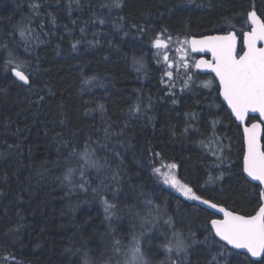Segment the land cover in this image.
<instances>
[{
    "label": "trees",
    "instance_id": "16d2710c",
    "mask_svg": "<svg viewBox=\"0 0 264 264\" xmlns=\"http://www.w3.org/2000/svg\"><path fill=\"white\" fill-rule=\"evenodd\" d=\"M252 9L264 20V0H0V264H126L133 245L143 264H264L209 228L201 201L252 215L261 188L185 43L241 40ZM164 163L198 202L154 174Z\"/></svg>",
    "mask_w": 264,
    "mask_h": 264
},
{
    "label": "snow or ice",
    "instance_id": "6c2138e0",
    "mask_svg": "<svg viewBox=\"0 0 264 264\" xmlns=\"http://www.w3.org/2000/svg\"><path fill=\"white\" fill-rule=\"evenodd\" d=\"M248 20L251 30L242 33L243 46L240 52L237 51V35L234 32L190 41L192 51L211 52V61L200 60L195 66L207 67L215 73L219 81L220 95L240 121H243L249 112H258L264 117V47H257L258 41H264V20L257 16L255 10L248 13ZM156 46L167 47L166 43L159 39L156 40ZM164 59L168 60L166 54ZM14 71L19 80L28 83V77L22 71ZM167 75L171 76V73ZM258 128V124H253L251 128L244 129L247 146L244 171L252 179L264 184V150L261 149ZM91 166L96 167V162L92 161ZM171 167L174 168L175 165ZM69 171L71 172V169ZM154 171L159 172V169ZM165 183L178 187L190 199H201L191 188L180 185L175 178H165ZM260 196L264 200V191ZM202 202L209 204L208 200ZM211 207L216 208L217 205L211 204ZM219 211L224 214V218L212 220L211 225L221 240L236 249H246L252 257L264 254V203L252 215L237 214L223 207L219 208ZM115 243L118 245L119 241ZM184 246L183 239L177 236L175 242L177 250H182ZM126 264H143V256L138 245L131 247Z\"/></svg>",
    "mask_w": 264,
    "mask_h": 264
},
{
    "label": "water",
    "instance_id": "95a60500",
    "mask_svg": "<svg viewBox=\"0 0 264 264\" xmlns=\"http://www.w3.org/2000/svg\"><path fill=\"white\" fill-rule=\"evenodd\" d=\"M254 10V9H252ZM250 10V11H252ZM249 11V12H250ZM256 11V10H255ZM248 12V13H249ZM257 12V11H256ZM257 16L258 13H257ZM260 17V16H259ZM261 18V17H260ZM262 19V18H261ZM263 20V19H262ZM247 21H248V24L250 26V21L248 20V14H247ZM251 28H249L248 31H250ZM230 32H233V31H229V32H226V33H213V34H209V35H205V36H191L188 38V46H189V50L191 52L192 55H194L196 57L195 59V62H194V68L195 70L201 74V75H211L217 85V88H218V97L220 99V101L222 102V104L225 106V108L227 109V111L229 112V114L231 115L232 119L235 121V123L240 127L241 129V134H242V142H243V156H242V171H243V174H244V177L251 183H254L256 185H258L260 188H261V192L264 191V184H262L260 181H257V180H254L252 179V177L248 176V174L244 171V156H245V153H246V150H247V146H246V141H245V133H244V129L246 127L248 128H251V126L253 124H258L259 125V128H258V134H259V138H260V145H261V149L263 150V144H262V137H263V129H264V117H261L260 114L257 112V113H253V112H249L246 116H245V119L243 121H240L238 120L235 115L232 113L230 107L227 105V102L224 101L223 99V96L220 95L219 93V81H218V78H216L215 76V73L212 72L210 69H208L207 67H200V68H197L195 65L196 63H198L200 60H206V61H211L212 60V54L211 52H208V51H192V48H191V44H190V41L193 40V39H196V40H200L202 39L203 37H206V36H223V35H227L228 33ZM247 32V31H246ZM235 33V32H234ZM239 42L241 43V46H243V37H241V40H239V37L237 36V51H238V47H239ZM257 47H264V41H258L257 42ZM239 52V51H238ZM242 54V53H241ZM16 70V69H14ZM12 71V75L13 77L19 81L20 83L24 84V85H28L29 84V81L27 84H25L23 81L19 80V78L15 75V71ZM250 117H255L257 120H254L252 122H248L249 121V118ZM264 203V200L261 199V204ZM211 204H216V203H213L211 201H209V204H204L202 201H201V205L209 212H211L213 215H215V218H213L212 220L214 219H223L224 218V214L222 212L219 211V208L223 207L225 208L224 206L222 205H219V204H216L217 207L216 208H212L211 207ZM226 210H228L227 208H225ZM258 210V209H257ZM230 211V210H228ZM238 214V213H237ZM255 214V213H254ZM242 215V214H241ZM211 220V221H212ZM211 221L209 222V228L210 230L212 231L213 233V236L214 238L219 241L220 243L224 244L225 246H227L229 249L235 251V252H239V253H242L244 255H246L249 259H251L252 261H260L264 254H262L260 257H252L250 253L247 252L246 249H236L234 248L232 245H228L226 241H223L220 239L219 236H217L215 234V230L212 228V225H211Z\"/></svg>",
    "mask_w": 264,
    "mask_h": 264
},
{
    "label": "rangeland",
    "instance_id": "374dc122",
    "mask_svg": "<svg viewBox=\"0 0 264 264\" xmlns=\"http://www.w3.org/2000/svg\"><path fill=\"white\" fill-rule=\"evenodd\" d=\"M178 51L179 52H182L180 49H178ZM177 54H178L177 59H181L184 56L182 53H177ZM194 62H195V59L192 62V65H193L192 67L193 68H194ZM184 65L185 64H183V63H177V61H173V62H170V63L167 64V68L168 69H174V68H176V69H181V68L182 69H185V66ZM190 81L191 82L189 84H187L189 87L191 86V84H193L192 83L193 79H190ZM205 84L208 85L207 88H213L216 83H214V81L212 80V78H207L205 80ZM205 84H204V86H205ZM171 165L172 164H166V163L159 164L158 166H156L153 169V172H154V174L158 175L159 178L162 179V181L164 182V184L168 185L174 191V193L178 194L180 197H182V198H184L186 200L197 201L198 202L199 200H193V199H190L188 196H185L184 193L181 190H179L178 187H174L171 183H165V178H168V179L175 178V180H177L180 185H185L184 183H182L181 181L178 180V178L176 176L175 167L172 168ZM155 169H159V172L154 171ZM160 220H161L160 216H158L156 219H154V222H152V223H154L153 227H156L158 225V223L160 222ZM143 222L145 224H148L149 223V222H146V221H143Z\"/></svg>",
    "mask_w": 264,
    "mask_h": 264
},
{
    "label": "bare ground",
    "instance_id": "6f19581e",
    "mask_svg": "<svg viewBox=\"0 0 264 264\" xmlns=\"http://www.w3.org/2000/svg\"><path fill=\"white\" fill-rule=\"evenodd\" d=\"M229 210V209H228Z\"/></svg>",
    "mask_w": 264,
    "mask_h": 264
}]
</instances>
